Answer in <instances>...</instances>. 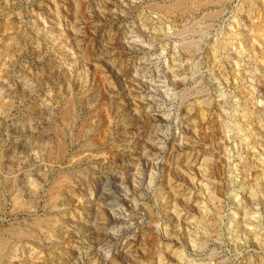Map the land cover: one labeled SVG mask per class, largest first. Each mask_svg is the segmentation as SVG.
I'll use <instances>...</instances> for the list:
<instances>
[{
  "label": "rangeland",
  "instance_id": "374dc122",
  "mask_svg": "<svg viewBox=\"0 0 264 264\" xmlns=\"http://www.w3.org/2000/svg\"><path fill=\"white\" fill-rule=\"evenodd\" d=\"M0 264H264V0H0Z\"/></svg>",
  "mask_w": 264,
  "mask_h": 264
},
{
  "label": "bare ground",
  "instance_id": "6f19581e",
  "mask_svg": "<svg viewBox=\"0 0 264 264\" xmlns=\"http://www.w3.org/2000/svg\"><path fill=\"white\" fill-rule=\"evenodd\" d=\"M179 5H180V3H179ZM179 5H178V4H176V6H177V7H179ZM177 7H176V8H177ZM180 8H181V5H180Z\"/></svg>",
  "mask_w": 264,
  "mask_h": 264
}]
</instances>
